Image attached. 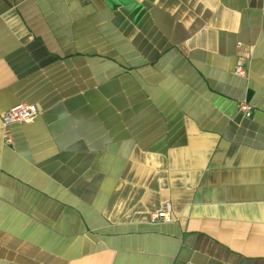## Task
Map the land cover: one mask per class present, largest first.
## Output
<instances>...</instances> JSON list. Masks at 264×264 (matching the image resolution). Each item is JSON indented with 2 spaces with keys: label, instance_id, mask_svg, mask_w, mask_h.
Instances as JSON below:
<instances>
[{
  "label": "crops",
  "instance_id": "0c3cea01",
  "mask_svg": "<svg viewBox=\"0 0 264 264\" xmlns=\"http://www.w3.org/2000/svg\"><path fill=\"white\" fill-rule=\"evenodd\" d=\"M0 264H264V0H0Z\"/></svg>",
  "mask_w": 264,
  "mask_h": 264
},
{
  "label": "built area",
  "instance_id": "2783aa9c",
  "mask_svg": "<svg viewBox=\"0 0 264 264\" xmlns=\"http://www.w3.org/2000/svg\"><path fill=\"white\" fill-rule=\"evenodd\" d=\"M236 74L242 77L247 76V69L243 64H238L235 70ZM239 109L246 117H252L256 108L247 98L239 101ZM40 114V109L30 103H20L7 110L1 117L3 125V143L7 146L13 144V133L11 125L14 123L25 124L34 121ZM153 220L155 222H171L172 204L166 202L162 209L154 214Z\"/></svg>",
  "mask_w": 264,
  "mask_h": 264
}]
</instances>
